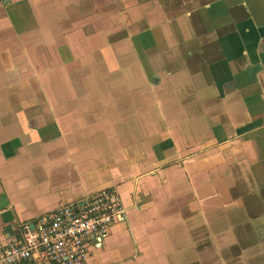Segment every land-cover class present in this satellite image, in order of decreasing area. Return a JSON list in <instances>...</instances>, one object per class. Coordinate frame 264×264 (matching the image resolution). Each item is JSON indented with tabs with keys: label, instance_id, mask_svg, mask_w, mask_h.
Returning <instances> with one entry per match:
<instances>
[{
	"label": "crops",
	"instance_id": "1",
	"mask_svg": "<svg viewBox=\"0 0 264 264\" xmlns=\"http://www.w3.org/2000/svg\"><path fill=\"white\" fill-rule=\"evenodd\" d=\"M107 189L87 264H264V0H0V240Z\"/></svg>",
	"mask_w": 264,
	"mask_h": 264
},
{
	"label": "built area",
	"instance_id": "2",
	"mask_svg": "<svg viewBox=\"0 0 264 264\" xmlns=\"http://www.w3.org/2000/svg\"><path fill=\"white\" fill-rule=\"evenodd\" d=\"M127 210L114 189L60 205L0 240V264H87Z\"/></svg>",
	"mask_w": 264,
	"mask_h": 264
},
{
	"label": "rangeland",
	"instance_id": "3",
	"mask_svg": "<svg viewBox=\"0 0 264 264\" xmlns=\"http://www.w3.org/2000/svg\"><path fill=\"white\" fill-rule=\"evenodd\" d=\"M186 176V175H185ZM180 180H183V183H181L182 184V186L185 184V182H186V180L185 179H183V177L180 179ZM182 191H186V190H182ZM199 211H200V208H199ZM123 225H119L118 227H122ZM116 228V227H115ZM115 228H112L111 229V234H113L114 232H115ZM109 237V236H108ZM107 237V238H108Z\"/></svg>",
	"mask_w": 264,
	"mask_h": 264
}]
</instances>
